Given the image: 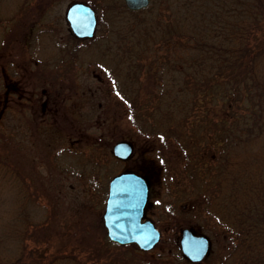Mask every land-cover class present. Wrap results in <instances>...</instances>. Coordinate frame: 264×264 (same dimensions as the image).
Instances as JSON below:
<instances>
[{"label":"trees","instance_id":"1","mask_svg":"<svg viewBox=\"0 0 264 264\" xmlns=\"http://www.w3.org/2000/svg\"><path fill=\"white\" fill-rule=\"evenodd\" d=\"M106 14L131 27V42L119 44L126 51L115 69L124 65L127 83L118 92L139 134L158 145L155 174L176 171L174 192L221 237L216 259L178 253L179 263L264 264V0H151L140 10L109 0ZM13 180L26 184L0 158V264H97L43 240L32 192L11 215Z\"/></svg>","mask_w":264,"mask_h":264},{"label":"rangeland","instance_id":"2","mask_svg":"<svg viewBox=\"0 0 264 264\" xmlns=\"http://www.w3.org/2000/svg\"><path fill=\"white\" fill-rule=\"evenodd\" d=\"M75 1L96 9L92 38H78L71 30L66 13ZM108 1L0 0V158L26 180H13L4 195L9 212L17 213L28 202L24 194L32 192L38 209L31 210L43 222L38 229L43 240L66 252L90 254L97 264L104 258L108 264H153L156 257L164 264H180L178 253L187 260L180 248L183 227L209 236L205 259L214 260L221 237L210 230L208 215L197 214L190 200L174 192L176 171L169 169L161 179L155 174L158 145L139 134L118 92L126 86V68L115 67L132 40L126 36L131 27L109 14L101 19ZM120 140L134 145L129 159L113 154ZM126 170L152 178L146 216L163 236L148 251L116 246L104 234L109 180Z\"/></svg>","mask_w":264,"mask_h":264},{"label":"water","instance_id":"3","mask_svg":"<svg viewBox=\"0 0 264 264\" xmlns=\"http://www.w3.org/2000/svg\"><path fill=\"white\" fill-rule=\"evenodd\" d=\"M132 10L147 7L151 0H124ZM66 18L72 32L79 38L93 37L98 25L95 8L85 1H75L67 9ZM134 145L120 140L113 146V154L119 159H129ZM151 182L139 172L126 170L109 181L108 198L103 213V222L108 237L122 245L135 243L142 250L154 248L162 238V231L146 216L150 198ZM211 239L197 233L190 227H183L180 234V248L192 262H201L209 254Z\"/></svg>","mask_w":264,"mask_h":264}]
</instances>
